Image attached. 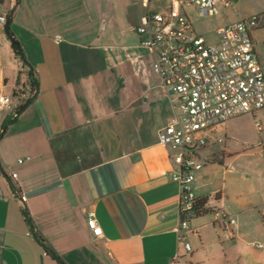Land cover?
I'll use <instances>...</instances> for the list:
<instances>
[{
  "label": "crops",
  "instance_id": "obj_1",
  "mask_svg": "<svg viewBox=\"0 0 264 264\" xmlns=\"http://www.w3.org/2000/svg\"><path fill=\"white\" fill-rule=\"evenodd\" d=\"M12 3L3 10L24 60L0 48V93L10 98L0 109V264H264V141L255 161L254 150L221 141L226 122L206 131L198 154L193 187L209 212L189 221V251L178 238L179 185L158 140L174 94L139 44L142 1L134 22L88 0ZM217 209L235 221L230 238ZM90 211L101 237L86 225Z\"/></svg>",
  "mask_w": 264,
  "mask_h": 264
},
{
  "label": "built area",
  "instance_id": "obj_2",
  "mask_svg": "<svg viewBox=\"0 0 264 264\" xmlns=\"http://www.w3.org/2000/svg\"><path fill=\"white\" fill-rule=\"evenodd\" d=\"M166 10L154 11L149 0H142L147 11L135 30L143 36L140 46L152 55L151 69L165 90L174 94L173 115L158 132L159 143L170 150L174 164L171 179L179 185V223L177 233L185 249L191 232L189 221L195 215L196 195L193 182L202 167L199 151L208 143L206 131L226 120L264 108V72L251 35L258 16L251 15L223 25L216 30L217 43H208L194 29L179 0H170ZM199 15H217L220 6L230 7L232 0H190ZM12 0H0V24H5ZM59 38L58 36H56ZM10 98L0 93V109L9 106ZM260 129V123L256 122ZM23 160H18L21 163ZM17 179V172L11 173ZM26 201L25 194H20ZM222 222V237L230 238L234 219L223 209L214 211ZM264 223V217H263ZM86 225L95 237L103 235L94 212H88ZM262 247V243H254Z\"/></svg>",
  "mask_w": 264,
  "mask_h": 264
},
{
  "label": "rangeland",
  "instance_id": "obj_3",
  "mask_svg": "<svg viewBox=\"0 0 264 264\" xmlns=\"http://www.w3.org/2000/svg\"><path fill=\"white\" fill-rule=\"evenodd\" d=\"M90 3L93 1L92 9L95 11L96 2L101 3V11L111 14V13H122V15H128L130 22L137 21L134 14L141 9L142 0H88ZM170 0H149V8L154 11L166 10L167 5ZM180 5L185 13V15L190 19L194 29L197 33L201 34L208 43H216L217 35L216 30L230 22L239 21L245 17L251 15H257L258 25L253 30V33H259L258 39L255 38L256 49L261 55V59L264 58V0H232L230 7L221 8L219 13L214 16L202 17L199 15L198 9L191 3L190 0H179ZM5 11L8 7L7 3L4 2L2 5ZM127 17V16H126ZM125 21L127 19H124ZM127 22V21H126ZM125 22V24H126ZM12 29L14 27L11 26ZM11 40L6 35L4 30V25L0 24V48L7 47L10 49ZM24 43V41H23ZM262 61V60H261ZM261 110L254 113H246L237 117L230 118L226 120L223 125V129L226 128V137L222 134L220 138L223 142L233 141L232 147H236V150L242 147H248V149L254 150L253 160L261 161V156L258 150L261 149V144L264 141V118L259 114ZM256 122L260 123V128L256 127ZM222 132V133H223ZM231 138V139H228ZM219 139V140H220ZM220 141V142H221ZM218 143L217 148H223L224 143ZM212 143V142H211ZM215 160L213 162V167L219 169V167L224 166V164L219 163L217 158L220 155H215ZM220 159V158H219ZM201 162V161H200ZM202 163V162H201Z\"/></svg>",
  "mask_w": 264,
  "mask_h": 264
},
{
  "label": "trees",
  "instance_id": "obj_4",
  "mask_svg": "<svg viewBox=\"0 0 264 264\" xmlns=\"http://www.w3.org/2000/svg\"><path fill=\"white\" fill-rule=\"evenodd\" d=\"M11 33V32H10ZM12 35V33H11ZM13 37V36H12ZM10 47H11V50H12V53L14 54V56L16 57H19L20 59L24 60L23 59V50H22V47L20 46V44L16 41L15 38H12L11 40V43H10ZM29 75L31 76V86H34L36 85V80L33 78V72L30 70L29 71ZM27 102H24V103H21L17 108H16V114L19 113L23 108L24 106L26 105ZM206 197H199V198H196V205H195V212L197 214H205V213H208L209 212V209L206 207ZM25 215H26V220L27 222L30 224V226L32 227V221L30 219V217L28 216L27 212H25ZM33 229V228H32ZM36 238L43 244L44 248L49 252L51 253L53 256H55L57 259L58 256L57 254L52 251V249L48 246V244H46V242L44 241V239L38 235L37 233L35 234Z\"/></svg>",
  "mask_w": 264,
  "mask_h": 264
},
{
  "label": "water",
  "instance_id": "obj_5",
  "mask_svg": "<svg viewBox=\"0 0 264 264\" xmlns=\"http://www.w3.org/2000/svg\"><path fill=\"white\" fill-rule=\"evenodd\" d=\"M9 26H10L9 17H7V20H6L5 24H4V30H5L6 35L9 37V39L12 40L13 37H12V35L10 33ZM1 134L2 133H0V135Z\"/></svg>",
  "mask_w": 264,
  "mask_h": 264
}]
</instances>
